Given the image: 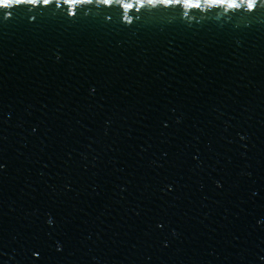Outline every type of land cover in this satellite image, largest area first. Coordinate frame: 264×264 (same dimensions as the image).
Segmentation results:
<instances>
[{
  "label": "water",
  "instance_id": "water-1",
  "mask_svg": "<svg viewBox=\"0 0 264 264\" xmlns=\"http://www.w3.org/2000/svg\"><path fill=\"white\" fill-rule=\"evenodd\" d=\"M0 264H264V0H0Z\"/></svg>",
  "mask_w": 264,
  "mask_h": 264
}]
</instances>
